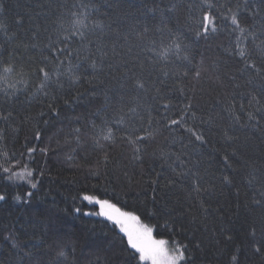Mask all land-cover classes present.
<instances>
[{"label": "trees", "instance_id": "1", "mask_svg": "<svg viewBox=\"0 0 264 264\" xmlns=\"http://www.w3.org/2000/svg\"><path fill=\"white\" fill-rule=\"evenodd\" d=\"M195 2L198 0H0V25L7 29V32L0 29V60L22 64L26 73L24 80L27 81L26 85L15 83L19 77L14 76L7 84H0V88L15 84L16 89L15 95L8 97L0 92V114H12L7 121L0 120V133L3 134L0 163H3L4 151L15 153L18 160L27 162L34 171V182L38 181L37 188L31 189L25 183L10 185L0 179V192L8 196L6 202H0V264H126L128 257L123 251L122 234L118 235L116 226L104 217L84 216V211L97 212L98 208L80 197L96 195L112 200L125 210L138 209L143 213L145 202L149 208L152 207L151 189L145 183L147 175L161 173L162 177L172 176L167 163L158 158L159 152L178 153L181 145L179 142L172 144L173 134L161 129L155 141L148 144L144 163L133 167L130 150L117 144L111 150L114 163L107 169L101 166V174L96 176L91 173L96 170L102 153L94 148L87 125L93 120L99 124L101 119L118 116L121 110L126 113L128 108L136 106L139 99L136 94L128 88H121L125 63L128 67L135 64L134 70L139 72L137 61L144 60L145 74L152 71L153 78L162 76V70H187L184 66L188 62L174 54H170L166 61L161 60L153 69L146 59L153 53L144 52L142 46L149 41H155L158 48L162 40L166 44L170 39L169 30L173 33L187 32L188 6ZM231 2L241 5L242 19L248 25H254L260 36L264 10L253 17L249 10L243 8V0ZM257 2L249 0V8ZM81 3L89 5L90 22L102 25L91 39L108 52L102 65L104 74L100 77L103 83H85L78 91L68 89L67 85L64 91L53 90L57 97V117L56 112L48 109V100L33 96L39 83L34 73L41 66L40 52L48 37L55 38L58 18L70 9L74 10L73 4ZM172 3H176L177 8L169 13L167 8ZM151 8L164 11L153 14L147 11ZM18 19L22 24L16 23ZM145 26L149 32L142 39L140 33ZM231 39L228 29H224L207 42L193 43L189 55L192 64L200 67L201 76L195 79L194 71H190L183 80L186 95L197 116L205 119L212 116L223 128L233 125L226 110L232 97L235 96L238 111L240 103L247 106L248 93L256 95L264 86V80L239 73L242 65L225 51ZM32 44L37 47H31ZM114 46L115 55L112 51ZM249 48L260 63V52L254 45L249 44ZM92 51L96 52V47ZM232 76L236 77L235 81L230 79ZM42 112L43 116L40 115ZM240 117V124L246 126L236 125L237 139L234 142L226 143L218 128L209 131L205 126L210 142L198 149L189 147L182 157V170L204 177L202 185L208 191L192 193L191 179L183 187L160 189L157 207L162 209V213L175 210L178 223H182L185 229L178 231L175 239L186 244L191 242L190 264H231L233 255H238L240 264H264V249L259 254L255 253L253 240L248 234L252 223L258 224L264 219V121H261L262 127L253 128L247 126L246 112ZM76 127L85 131L79 145L69 135ZM37 128L42 133L39 142L34 140ZM175 136L188 143L182 130ZM66 140L73 142L66 143ZM26 144L37 148L30 161L26 155ZM44 148H47L46 154L40 151ZM225 150L236 153L230 159L231 168L225 167ZM22 153H25L23 157ZM124 171L132 176L131 185L123 175ZM223 176L232 179L231 186L222 183ZM164 183L166 180L162 179L161 184ZM28 191L33 192L30 198L24 197ZM145 192L149 193L147 197ZM17 194L24 199L17 202ZM201 200L208 208L207 214L200 208ZM76 207L81 208V213L74 211ZM185 208L191 211L185 213ZM142 219L150 225H160L157 231L164 236L169 235L162 227L165 220L170 221L168 216H142ZM227 235L232 239L227 240ZM197 243L199 248L195 246ZM61 251L63 256L59 255Z\"/></svg>", "mask_w": 264, "mask_h": 264}, {"label": "snow or ice", "instance_id": "2", "mask_svg": "<svg viewBox=\"0 0 264 264\" xmlns=\"http://www.w3.org/2000/svg\"><path fill=\"white\" fill-rule=\"evenodd\" d=\"M189 27L187 32L173 33L169 30L170 39L165 44L162 40L158 48L155 41H149L142 46V50L146 53H153V56L146 57L148 63L152 64L153 69L160 63L161 60H167L170 54L187 61L184 67L187 69L180 71H164L162 76L153 78V72L148 71L145 74V61L139 60L140 71L134 69L136 65L128 67L127 63L123 66L124 73L121 76L123 83L121 88H128L131 92L136 94V106L128 108L125 113L121 110V114L112 118H104L97 124L96 121H89L87 128L91 131V140L95 149L102 153V159L97 161V168L91 174L99 176L101 174L100 167L107 169L109 164L114 163L111 156V150L117 145H124L130 150V163L133 167L144 163L147 146L150 142H154L156 134L165 129L173 134L172 144L177 142L181 145L180 152H165L160 151L158 158L167 163L171 170V177H162L161 173L155 175H147L145 183L150 186L151 195L150 202L152 207H145L143 213L138 209L125 210L118 206L110 199H101L96 195L84 194L80 197L82 201L88 204L98 206L99 211L91 212L84 211V216H100L107 221L112 222L118 228V235H121V243L124 244L123 251L127 253L126 264H190L192 259L190 252V243H183L175 239L178 231H184L182 223H178L174 209H170L162 213V209L157 207L160 204V189H172L175 187H183L184 183L191 179V192L201 193L208 191L204 188L202 181L204 177L199 176L191 171H183L184 161L182 157L186 155V150L189 147L202 148L210 141L205 134V126L209 131L216 127L222 135L226 143L234 142L236 125L245 127L240 124V114L246 112L247 120L253 128L262 127L261 121H264V86L259 90V93L254 95L248 93L247 106L244 103L237 106L235 103V96L229 102L226 109L232 120L233 125L228 128H223L216 124L212 116L206 119L197 116L193 105L186 95L183 86V80L186 79L190 71H194L195 79L201 76L200 67L192 64V57L189 55L192 51V44L203 40L205 42L214 38L220 31L228 29L229 36L232 39L229 42V47L225 49L229 55L238 59L242 65L238 71L243 75L250 77H258L264 80V25L260 27V36L257 35V29L254 25H248L241 17V5L239 3L233 4L231 0H198V2L189 4ZM87 4H73L72 9L58 18L55 29V38L50 35L48 42L41 49L40 52V67L35 71L34 75L39 81L35 88L33 96L36 98H43L48 100V109L51 112H56L57 117L59 113L56 111L57 97L53 94V90L64 91L65 86L70 90H77L85 83L92 84L103 83L100 77L104 74L103 63L108 56V52L95 44L91 36L97 29L102 28V25L96 22H90L91 13L88 11ZM177 8L176 3H172L167 11L174 12ZM243 8L249 10L253 17L260 15L264 10V0H258L249 8V0H243ZM147 11L153 14L156 11L163 13V9L151 8ZM163 22V20H162ZM18 25L22 24L21 20H17ZM0 29L7 32L6 26L0 25ZM149 32L147 26L144 27L140 33L143 39ZM35 38V36L33 37ZM11 39V37H9ZM190 41V43H185ZM257 41H259L257 43ZM249 44L254 45L261 54V62L257 63L253 57V53L249 48ZM28 47V45H25ZM31 47L36 48V44ZM93 47H96V52H93ZM115 52V46L112 49ZM131 51V49H129ZM47 53V54H45ZM184 55L181 56V54ZM203 60L201 61V67ZM111 67V65H109ZM26 75L22 64H18L12 60H0V84H7L8 81L18 76L19 79L15 83L27 84L24 80ZM91 77V79H89ZM230 79L235 81L236 77L232 76ZM171 81V83H169ZM251 82V81H249ZM15 84L10 87L0 88V92L5 97L15 95ZM150 97V100H149ZM243 99V97L241 98ZM254 109V110H252ZM239 113V114H238ZM11 112L6 115L0 114V120L7 121L11 117ZM41 116L44 113H40ZM99 117V114H98ZM39 121H37L38 123ZM45 124L48 121H44ZM182 130L186 134L188 143L184 142V138H177L175 133ZM70 136L74 137V143L79 145L82 137L85 135L84 129L81 127L74 128ZM42 133L37 128L34 140L39 142ZM3 139V134L0 133V140ZM72 143L73 141H65ZM26 155L30 161L33 154L37 151L36 147L25 145ZM40 151L47 153V148L40 149ZM25 153H22L23 157ZM154 156L157 153H153ZM236 155L235 152L228 153L226 150L223 154V161L225 167L231 168V157ZM3 163H0V179L6 180L10 185L17 183H25L31 189L37 188V182H34V171L28 167L27 162H23L16 158L15 153H2ZM174 158V159H173ZM171 161V163H168ZM178 169H181L178 171ZM123 175L127 177L129 185L133 183L132 176L128 171H124ZM166 180V183L161 184V180ZM224 185L231 186L233 181L229 176L222 177ZM33 195L32 191L24 194V197L30 198ZM149 195L145 192V196ZM239 196V191L236 192ZM17 194L15 200L17 202L24 199ZM8 196L4 192H0V202H6ZM27 202V201H25ZM257 204L259 201L256 202ZM165 208L167 205L164 206ZM200 208L207 214L208 208L205 207L204 201H200ZM76 213H81V208L74 209ZM190 208H185L184 212H190ZM164 214L170 218L165 220L162 226L169 233L164 236L157 231L160 225H150L145 223L142 216L155 218L158 215ZM183 216V213L179 214ZM195 219V217H193ZM257 231H259V238L257 239ZM249 236L253 240V250L259 254L264 249V219L257 223H252L249 228ZM159 236L160 238H157ZM227 240H231V235L226 236ZM199 248V244L195 245ZM239 250H237V253ZM60 256L64 253L61 251ZM231 264H240L238 255H233Z\"/></svg>", "mask_w": 264, "mask_h": 264}, {"label": "rangeland", "instance_id": "3", "mask_svg": "<svg viewBox=\"0 0 264 264\" xmlns=\"http://www.w3.org/2000/svg\"><path fill=\"white\" fill-rule=\"evenodd\" d=\"M97 208H98V206H97ZM98 211H99V208H98ZM112 223V222H111ZM118 229V228H117Z\"/></svg>", "mask_w": 264, "mask_h": 264}]
</instances>
